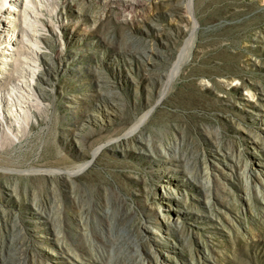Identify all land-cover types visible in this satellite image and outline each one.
I'll list each match as a JSON object with an SVG mask.
<instances>
[{
	"label": "rangeland",
	"instance_id": "obj_1",
	"mask_svg": "<svg viewBox=\"0 0 264 264\" xmlns=\"http://www.w3.org/2000/svg\"><path fill=\"white\" fill-rule=\"evenodd\" d=\"M4 2L0 264H264V0Z\"/></svg>",
	"mask_w": 264,
	"mask_h": 264
},
{
	"label": "bare ground",
	"instance_id": "obj_2",
	"mask_svg": "<svg viewBox=\"0 0 264 264\" xmlns=\"http://www.w3.org/2000/svg\"><path fill=\"white\" fill-rule=\"evenodd\" d=\"M19 1L20 0H5V2L3 3V8H2V10H1V13H5V14H7L4 18V20H2V23H3V25L6 27V23L7 24H10L11 22H13L14 20H16V18H15V16L17 15V16H19V13H24V10L23 9H21V11L19 12V9L15 6L16 5V3L18 4L19 3ZM27 1V3H28V0H26ZM12 2L13 3H15V4H13L12 5ZM29 3H30V5H32V8H33V10L34 9H38V6H37V4H36V0H29ZM34 11H36V10H34ZM17 13V14H16ZM33 13H35V12H33ZM37 13V12H36ZM23 16V15H22ZM38 16V15H37ZM37 16H36V14H35V18H37ZM25 17V16H24ZM34 17V16H33ZM28 19H29V17H27ZM36 22V21H35ZM30 24H32V23H30ZM33 25V24H32ZM0 32L1 33H4V32H2L1 30H0ZM30 35H32V34H30ZM36 36V35H35ZM192 36V35H191ZM32 37V36H31ZM29 40H31V39H29ZM28 40V41H29ZM39 40V39H38ZM11 41H14V40H11ZM36 41V40H35ZM47 41V40H46ZM192 41V40H191ZM39 42V41H38ZM190 42V41H189ZM37 43V42H36ZM193 43V42H192ZM31 45V44H30ZM188 49V48H187ZM187 49H186V51H187ZM190 49V48H189ZM7 51H16L17 50V48H15V47H11V45H9V47H7V49H6ZM185 51V50H184ZM190 51V50H189ZM188 52V51H187ZM187 52H185V53H187ZM184 53V54H185ZM17 53H14V54H7L6 52H4V51H1L0 50V56H3V57H0V73H1V71H2V69L4 68V67H7V66H12L13 65V63L15 62V61H17V58L15 57V55H16ZM7 55H8V57H7ZM180 55H183V52L180 54ZM185 56H186V58H187V56H189L188 54L186 55L185 54ZM185 58V57H184ZM186 58H185V60H186ZM184 60V59H183ZM185 62V61H184ZM12 64V65H11ZM180 64H183V62H182V57H180V59L178 60V63L176 64L177 66H175L176 68H175V70H174V74H176V72H177V70H178V66L180 65ZM181 67V66H180ZM30 68H31V66H30ZM29 68V69H30ZM37 68V67H36ZM33 70V69H32ZM31 69H30V71L31 72H29V77L32 79V81L34 82V81H36L37 82V85L34 87L33 85L34 84H29V82H25V84H26V87H23L22 89L23 90H27V91H30L31 92V94H32V96H37V95H39L40 93L42 94V91H43V88H42V85H44V83H42V82H44V81H46L47 82V80L43 77V75L42 76H40L38 73H37V71H32ZM180 70V69H179ZM173 74V75H174ZM1 80H2V75H0V85H1ZM21 89V90H22ZM20 91V90H19ZM2 93V90H1V87H0V94ZM8 94H10V93H8ZM10 96V97H9ZM8 97V99H5L4 100V97H2L1 96V98L0 99H2V104L3 105H1L0 104V108H1V111H2V113H0L1 115H2V120H3V124L5 123V124H7L8 125V127L10 128V121H8V119L5 117V113H4V111H3V109H4V106L5 105H7V104H9L12 100H11V97H12V95L10 94ZM28 96V95H27ZM14 104H12V107H16V112H17V114H14V116H15V118H17V122H21V123H30V112L32 111V105H24V106H21L20 104H18V103H16V101H15V98H14ZM19 106V109L17 108ZM145 118V117H144ZM144 118L142 119V120H140L139 122H138V124H137V127L139 128V126L141 125V124H143L142 122L144 121ZM20 123V124H21ZM1 130V129H0ZM1 134V133H0ZM4 134H5V136L7 135V138L9 139V134L8 133H6V132H4ZM88 165H84V166H81L80 167V169L79 170H76V171H64V172H62V171H58V170H47V171H43V174L44 175H46L47 177H51V178H57V179H63V180H67V181H72L73 180V178L75 177V176H78L79 175V173L82 171V170H84L86 167H87ZM16 173H26V174H28L29 172H26V171H18V172H16ZM259 175V174H258ZM260 176V175H259ZM263 182H264V180H263ZM261 193H263V192H259V195H261ZM168 194V193H167ZM162 215V214H161ZM164 218V216H162L161 217V219L159 220V221H157V220H148V225H146V227H147V229H148V231L151 233V234H155L156 233V231H163V228H164V222H163V219ZM43 220H47V221H49L50 219L48 218V217H46V215L44 214V213H40V212H37V217H36V221H35V223H40V222H42ZM62 250H63V252L61 253V258H58V259H56V264H78L79 262H81L82 264H86V263H84L83 262V257H84V255H82L81 253L79 254V253H75V252H71V251H69L68 250V252L64 249L65 247L62 245V244H57ZM65 250V251H64ZM68 253L70 254V256L69 257H67L68 256ZM67 254V256H65ZM77 262V263H76Z\"/></svg>",
	"mask_w": 264,
	"mask_h": 264
}]
</instances>
